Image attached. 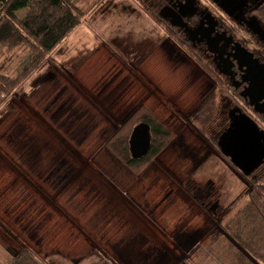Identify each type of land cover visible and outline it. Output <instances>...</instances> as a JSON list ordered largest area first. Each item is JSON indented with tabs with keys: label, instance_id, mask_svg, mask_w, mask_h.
Returning a JSON list of instances; mask_svg holds the SVG:
<instances>
[{
	"label": "rangeland",
	"instance_id": "rangeland-1",
	"mask_svg": "<svg viewBox=\"0 0 264 264\" xmlns=\"http://www.w3.org/2000/svg\"><path fill=\"white\" fill-rule=\"evenodd\" d=\"M76 1L78 27L0 106V261L234 264L224 227L264 173L244 177L216 147L241 101L169 50L189 53L144 0ZM22 56L2 50L0 72ZM142 105L173 141L134 175L105 142Z\"/></svg>",
	"mask_w": 264,
	"mask_h": 264
},
{
	"label": "trees",
	"instance_id": "trees-1",
	"mask_svg": "<svg viewBox=\"0 0 264 264\" xmlns=\"http://www.w3.org/2000/svg\"><path fill=\"white\" fill-rule=\"evenodd\" d=\"M76 3V0H0V55L2 50H21L23 54L14 75L0 72V106L78 27L80 12ZM139 123L150 127L151 146L144 158L132 160L128 139ZM172 141L173 135L142 105L105 142V147L131 173L139 175ZM251 183L253 190L248 194V202L236 212L233 223L224 227L232 240L228 241V248L233 251L234 264H264V173ZM190 193L195 200H200L198 192L191 190ZM4 252L7 264H41L27 250L15 254L6 249Z\"/></svg>",
	"mask_w": 264,
	"mask_h": 264
},
{
	"label": "flooded vegetation",
	"instance_id": "flooded-vegetation-1",
	"mask_svg": "<svg viewBox=\"0 0 264 264\" xmlns=\"http://www.w3.org/2000/svg\"><path fill=\"white\" fill-rule=\"evenodd\" d=\"M144 1L148 5V11L166 25L189 53L183 51L178 43L167 40L164 44L169 50L175 51L176 47L179 50L176 57L184 61H193L198 66V61L205 63L220 81L225 82L227 92L241 101L239 104L243 105L242 109L228 100L223 127H228L229 113L235 109L250 116L256 124L257 118L264 121L263 115L254 113L249 98L242 95L247 86L243 82L246 68L240 66L237 60L238 53L245 52L264 66V0H205L207 4L193 0L192 14L184 7L187 0ZM175 17H179L178 21ZM223 70L227 74H223ZM204 73L208 76L205 71ZM263 166L264 163L261 167ZM215 207L217 206L213 209Z\"/></svg>",
	"mask_w": 264,
	"mask_h": 264
},
{
	"label": "water",
	"instance_id": "water-1",
	"mask_svg": "<svg viewBox=\"0 0 264 264\" xmlns=\"http://www.w3.org/2000/svg\"><path fill=\"white\" fill-rule=\"evenodd\" d=\"M193 6V0H187L184 5L189 14L193 13ZM175 19L178 21L179 17ZM237 60L240 66L246 68L243 82L247 86L242 95L249 98L254 113L264 116V66L245 52L238 53ZM222 73L227 74L224 70ZM150 146V127L146 123L134 126L128 139L131 159L144 158ZM216 147L236 170L244 177H250L264 163V130L260 129L250 116L240 109H235L229 113V125L217 138Z\"/></svg>",
	"mask_w": 264,
	"mask_h": 264
},
{
	"label": "bare ground",
	"instance_id": "bare-ground-1",
	"mask_svg": "<svg viewBox=\"0 0 264 264\" xmlns=\"http://www.w3.org/2000/svg\"><path fill=\"white\" fill-rule=\"evenodd\" d=\"M45 144H46V143H45ZM49 145H50V144H49ZM62 155H63V154H62ZM15 178H16V177H15ZM19 179H20V178H19ZM19 179H18V180H19ZM17 182H18V181H17ZM20 183H21V182H20V180H19V183H18V184H20ZM20 185H21V184H20ZM24 186H25V185H24ZM32 194H33V193H32ZM22 199H23V198H22ZM13 205H14V204H13Z\"/></svg>",
	"mask_w": 264,
	"mask_h": 264
}]
</instances>
